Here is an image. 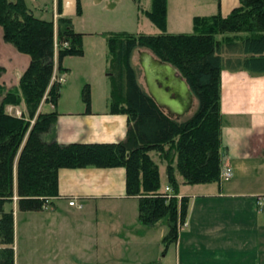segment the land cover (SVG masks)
Listing matches in <instances>:
<instances>
[{
  "label": "trees",
  "instance_id": "1",
  "mask_svg": "<svg viewBox=\"0 0 264 264\" xmlns=\"http://www.w3.org/2000/svg\"><path fill=\"white\" fill-rule=\"evenodd\" d=\"M56 10L60 16L54 27L52 20L34 16L25 0H0L1 42L25 60L15 88L0 82V247L14 244V201L19 210L40 211L58 195V170L83 167H124L126 195L138 198L139 220L149 224L166 216L164 243L169 245L177 240L187 213V198H177L180 184L220 180L221 70L264 73V0H239L227 15H196L191 33L166 32L167 2L151 0L145 14L159 33L109 34V111L128 119L126 136L118 142L60 143L54 138L57 113L38 110L43 97L55 104L60 95L61 84L50 85L55 40L60 44L59 73H65V56L83 53L82 33L61 16V0ZM80 11L76 0V13ZM138 50L171 64L188 83L194 102L183 117H171L149 96L139 80L142 69L133 61ZM83 101L89 109L87 87ZM8 104H23L24 113H8ZM151 151L167 164L171 193L161 190ZM6 252H1L0 264H14Z\"/></svg>",
  "mask_w": 264,
  "mask_h": 264
},
{
  "label": "crops",
  "instance_id": "2",
  "mask_svg": "<svg viewBox=\"0 0 264 264\" xmlns=\"http://www.w3.org/2000/svg\"><path fill=\"white\" fill-rule=\"evenodd\" d=\"M192 1L197 2L194 10L206 11L201 12L202 15H227L239 4V0ZM62 3L61 16L76 14V0H63ZM196 15L191 14L190 19ZM2 47L4 49L0 39V51ZM12 58L16 60L18 56L6 54V57L0 58V67H5L0 69V81L6 85L13 78L15 66H12ZM223 69L220 87L221 170L230 167L232 176L211 183L180 184L188 191L179 190L177 198L186 197L188 201L185 221L179 226L177 240L168 246L174 245V264H264V209L257 206V199L264 197V73ZM67 70L64 72L67 73ZM21 71L16 72L18 79ZM44 103H40V111ZM56 104L51 111L57 113L54 138L60 143L118 142L126 136L127 116L111 113L109 103L106 107H96L90 102L89 109H86L82 102L79 110H58ZM45 138L49 140L52 137L45 135ZM57 177L58 195L52 199L49 208L28 211L48 212V229L56 218L66 219L65 211L76 212L73 210L75 207L81 211L87 208L96 214L94 227L97 232L110 228L109 225L98 227V214L106 219L116 215L122 217L127 213L126 216L138 225L135 228L139 230L136 237L147 234L150 239L158 241L152 228L160 219L149 224L141 223L138 198L126 195L124 167L60 168ZM160 183L161 190L170 187L168 182L162 185L161 178ZM71 199L75 201L74 206L68 204ZM62 203L67 204L58 205ZM89 229L88 237L92 238V226ZM119 238V242L123 243L120 240H124V236ZM13 249V246L0 247V254L7 251L10 261H14Z\"/></svg>",
  "mask_w": 264,
  "mask_h": 264
},
{
  "label": "rangeland",
  "instance_id": "3",
  "mask_svg": "<svg viewBox=\"0 0 264 264\" xmlns=\"http://www.w3.org/2000/svg\"><path fill=\"white\" fill-rule=\"evenodd\" d=\"M79 2L80 13L69 18L73 29L82 33L83 53L82 55H67L62 60V66L68 70L65 73V81L61 84L60 96L56 104L58 110H79L82 108L83 93L86 87L89 90L90 102L96 107L104 105L106 107L111 91L107 58V37L109 34L137 35L160 32L145 14V11L150 8L151 0H79ZM166 2L165 31L168 33H191L194 16L190 19V15L194 13L202 15L201 12H206L194 10L197 8V2L192 0H166ZM25 3L34 16L52 20L54 27L56 26L57 18L60 15L56 10L57 0H25ZM56 40L58 42V39ZM3 46L0 58L6 57V54H10V52L18 56V59L13 60L12 66L15 68L12 71L11 83H7V85L5 82L1 83L5 85L6 89H12L18 82V73L16 72L22 69V56L13 50L9 52L5 44ZM54 54V65H56L55 44ZM133 61L134 63L138 62L137 52L133 55ZM139 76L141 84L144 85L142 71ZM43 102H46L42 106L43 112L53 110L51 102L42 98L41 104ZM8 106L21 112V115L24 113L23 104L6 105V107ZM15 106H18V109ZM150 156L159 165L162 185L167 184L166 162L160 161L155 151H151ZM173 167L176 175L180 178L176 160ZM179 190L180 192L188 191L184 185H180ZM13 209L14 264H150L156 260H160L155 262L157 264H174V245L168 248L169 245L164 243V237L168 232L166 216L159 218L160 222L158 221L159 223L152 228L155 229L152 232L159 238L157 241L155 238L150 239L147 234L143 237H136L139 230L135 228L138 225L133 219L126 216L127 213L120 216L121 218L116 215L106 219L103 215L98 214V227L109 225L110 228L97 232L94 227L96 214L87 208L81 211L76 210L75 207L73 210L76 212L65 211L66 219L56 218L51 229L47 228L46 213L48 212L22 211L14 205ZM62 223L66 225L63 226ZM91 226L93 231L90 237L93 239L88 237ZM118 232L119 234H115ZM161 234L164 235L161 237ZM122 236H124V240L120 241L123 243L119 242V237Z\"/></svg>",
  "mask_w": 264,
  "mask_h": 264
},
{
  "label": "water",
  "instance_id": "4",
  "mask_svg": "<svg viewBox=\"0 0 264 264\" xmlns=\"http://www.w3.org/2000/svg\"><path fill=\"white\" fill-rule=\"evenodd\" d=\"M137 54L149 96L171 117L179 119L187 114L193 106L194 97L178 70L147 50H138Z\"/></svg>",
  "mask_w": 264,
  "mask_h": 264
},
{
  "label": "built area",
  "instance_id": "5",
  "mask_svg": "<svg viewBox=\"0 0 264 264\" xmlns=\"http://www.w3.org/2000/svg\"><path fill=\"white\" fill-rule=\"evenodd\" d=\"M54 44H55V48H56V52H57L60 44H59V42H57V40H55ZM62 45L66 46L67 43L65 42ZM56 69H57V66L54 65L53 72H52L51 79H50V85H52L54 83L62 84L65 81V76H66L65 73H59L58 71H56ZM43 99H45V97H43ZM6 111L8 113H12L14 115L21 116V112L14 110L11 106L6 107ZM231 176H232V172H231L230 167H225L220 172V179H222V180L229 179V178H231ZM165 191L169 192V193L172 192L170 187H166ZM14 200H16V197H14ZM68 204L74 206L75 205L74 199L69 200ZM257 206L259 209H264V197H259L257 199ZM48 208H49L48 204L43 205L44 210H46Z\"/></svg>",
  "mask_w": 264,
  "mask_h": 264
}]
</instances>
